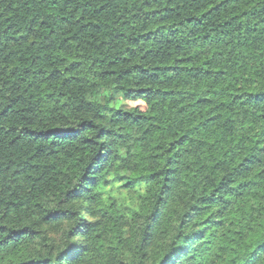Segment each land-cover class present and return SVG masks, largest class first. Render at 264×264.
I'll list each match as a JSON object with an SVG mask.
<instances>
[{"label":"trees","instance_id":"obj_1","mask_svg":"<svg viewBox=\"0 0 264 264\" xmlns=\"http://www.w3.org/2000/svg\"><path fill=\"white\" fill-rule=\"evenodd\" d=\"M260 246L264 0H0V264Z\"/></svg>","mask_w":264,"mask_h":264},{"label":"snow or ice","instance_id":"obj_2","mask_svg":"<svg viewBox=\"0 0 264 264\" xmlns=\"http://www.w3.org/2000/svg\"><path fill=\"white\" fill-rule=\"evenodd\" d=\"M69 251H70V253H71V256H74V255L76 254V253H75V250H73V249H70ZM261 251H264V246H260V247H258V248L253 252L252 257H251L250 260H249V264H254L255 259L257 258L258 254H259ZM71 256H70V258H71Z\"/></svg>","mask_w":264,"mask_h":264},{"label":"rangeland","instance_id":"obj_3","mask_svg":"<svg viewBox=\"0 0 264 264\" xmlns=\"http://www.w3.org/2000/svg\"><path fill=\"white\" fill-rule=\"evenodd\" d=\"M128 103L131 104V105H136V104H140V105H141V104H143V103H141L140 101H137V102H133V101L130 102V101H129ZM142 106H143V105H142Z\"/></svg>","mask_w":264,"mask_h":264}]
</instances>
